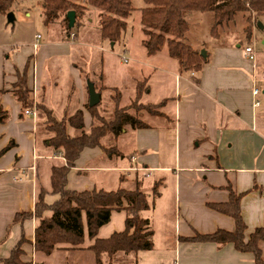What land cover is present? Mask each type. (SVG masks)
I'll use <instances>...</instances> for the list:
<instances>
[{"label":"crops","instance_id":"1","mask_svg":"<svg viewBox=\"0 0 264 264\" xmlns=\"http://www.w3.org/2000/svg\"><path fill=\"white\" fill-rule=\"evenodd\" d=\"M40 19L48 30V39L37 34L32 46L23 42L7 44L0 39V104L8 113L6 122L0 123V260L10 257L24 235L28 243L23 246L25 255L22 259L33 264L38 253L32 242L40 220L11 224L17 213L35 210L39 186L50 189L51 168L63 158L44 145L45 139L39 140L38 116H23L14 95L17 73L30 62L28 85L33 91L35 106L42 103L56 112L62 105V114L68 107L71 111L81 109L86 129L90 128L92 119L85 108L89 93L83 74L95 81L93 84L101 101L102 93H105L101 87L117 88L106 85L102 72L99 76L92 75L73 60L76 55L87 56L75 48L79 44V34L75 39L69 37L60 21L46 26L42 11ZM208 21L209 30L198 40L197 48L193 46L199 53L205 50L202 71L182 72L176 61V65L171 63L173 59L167 48L168 59L158 63L144 61L146 74L132 71L134 94L137 80L147 78L149 91L142 100L154 95V102L144 104H161V116H141L148 128L132 129L125 124L117 138L105 140L106 144L116 146L119 156L107 155L100 147L85 149L69 172L67 189L133 190L140 181L147 191L145 181L153 179L154 185L147 191L152 197L154 187L158 191L159 185H169L175 194L176 205L170 228L164 235L167 248L172 250L160 256L163 264H254L253 254L239 252L232 244L220 247L183 240L196 233L206 235L219 229L235 230V221L231 217L207 207V203L227 202L226 188L229 186L239 194L246 193L241 202L247 225L246 237L264 227V88L260 82L258 53L251 40L243 46L238 36L232 37L231 27L221 28V33L213 35V15ZM259 21L253 25V35ZM51 30L58 35L49 36ZM37 36L40 37L37 39ZM247 47L253 48L254 60L246 55ZM98 49L103 50V47ZM162 52L148 56L145 49L144 54L157 60ZM59 56L72 58L73 62L61 65L54 60ZM61 80L70 86V90L59 97L57 89ZM255 89L261 92L255 95ZM59 98L60 103L57 102ZM125 157L129 158L128 164L123 160ZM58 199L59 196L48 195L46 202L51 205ZM126 206L124 201L123 207ZM51 215L47 212L45 217ZM125 226L126 212L114 211L97 238L108 239L115 232L124 231ZM93 244L94 240H90L86 232L84 250H67V246H61L51 255L91 253L87 248ZM144 252L148 251L138 255Z\"/></svg>","mask_w":264,"mask_h":264},{"label":"trees","instance_id":"2","mask_svg":"<svg viewBox=\"0 0 264 264\" xmlns=\"http://www.w3.org/2000/svg\"><path fill=\"white\" fill-rule=\"evenodd\" d=\"M146 7L142 9L141 24L144 34L142 45L148 56H154L166 47L169 57L176 61L182 72L199 73L205 64V59L199 51L186 42L190 31L187 15L190 13H211L214 24L211 29L217 35L219 28L236 23L242 19L245 25L246 39L252 38L253 25L264 16V0H144ZM16 0H0V17L7 16L13 9ZM43 23L50 26L60 21L64 33L71 38L73 29L69 28L67 13H76L75 27H82L83 18L87 11L96 9L99 12L100 34L103 40L116 44L120 41L123 32L127 29V19L133 12L131 0H43ZM77 34V33H76ZM74 36V37H73ZM30 62L22 72L17 73L18 82L14 95L21 105L23 116L26 110L35 106L33 91L28 85ZM85 82H91L90 76L83 74ZM106 88V87H105ZM115 92L112 98L114 107L109 119L102 115L100 103L95 107L85 108L91 115V125L86 129L83 111H71L66 108L61 118L55 111L45 104L36 105L39 119V132L50 136L44 140V145L53 153L61 154L63 161L54 164L51 168V187L46 189L39 186L36 196L35 210L31 213H17L11 226L23 224L26 220H40L35 229L32 242L35 252L50 256L61 246L67 250H84L86 232L94 244L87 248L93 253L95 264H113L118 254H138L154 248L153 235L149 219L142 216L152 206L151 195L138 181L133 190L126 188L117 191H72L67 189L68 175L75 167L77 160L85 149L102 148L107 155L119 156L116 146L106 144L108 138H117L125 124L132 129H146L148 125L140 118V112L146 111L151 116H161L155 111L154 105L142 104L141 100L149 91L148 79H139L136 82V115L129 113V107H121L122 93L118 88L107 89ZM86 91L88 85L86 84ZM138 103V104H137ZM8 113L3 111L0 104V123L6 122ZM44 124V125H43ZM44 126V127H43ZM69 128L77 135H70ZM229 200L223 203H207V207L218 213L227 215L235 221V230L219 229L212 234L196 233L191 238H184L186 242L213 243L218 246L232 244L242 253L254 255V264H264V227L257 228L246 237L247 225L243 219L241 202L246 193H237L229 186L226 188ZM157 187H154L156 196ZM48 195L59 196L53 204L46 202ZM124 201L127 203L123 207ZM126 212V226L122 232H115L108 239L97 238L99 230L108 224L114 211ZM51 212V217L45 214ZM28 240L22 239L13 248L8 259L0 260L3 264H33L24 262L23 246Z\"/></svg>","mask_w":264,"mask_h":264},{"label":"rangeland","instance_id":"3","mask_svg":"<svg viewBox=\"0 0 264 264\" xmlns=\"http://www.w3.org/2000/svg\"><path fill=\"white\" fill-rule=\"evenodd\" d=\"M42 2L43 0H16L11 11L15 17V21L13 23H9L8 15L2 16L0 18V39L7 44L9 43L13 45L19 42L31 45L35 42L34 37L37 34L48 39V30L44 27L40 19ZM131 3L134 10L131 16L127 19V29L125 32H123L120 41L117 42L115 46H111V42L103 40L101 37V25L98 17L100 11L96 9H93L92 12L87 11L82 20L83 27L80 26L73 29V33L75 35L79 34V44L76 45V50H78L79 53L85 52L87 56L82 57L81 54L76 55L75 58L73 57V60L81 68L91 72L92 75L95 74L99 76L102 72L106 77V85L108 87L114 86L122 91L123 99L121 100L120 106L129 107L127 108L128 111L136 115L137 112L134 108L137 105L133 104V106L130 107L131 104L134 103L136 96L132 89V79L135 77L133 76L134 74H130H132V71L137 70L140 74H146L147 68L146 65H144V61H147V63L150 61H156V63H158L161 59H168L169 57L166 47L164 48L162 54L158 56L159 58H156L157 60H154V58L151 60L144 54L145 49L142 45L144 34L141 24V13L142 9L146 7V4L144 0H131ZM27 13H30V16H27ZM212 15L213 14L211 13L198 12L187 15V19L190 23V31L186 39L188 44L197 48L198 40L201 39L203 35H205V32L207 33V30H209L207 29L209 27L208 18L212 17ZM259 20L260 21L258 23H261L262 27L264 28V16L260 17ZM224 27H231L232 31L230 34L232 37L238 36L239 42L243 46L247 45L248 40L246 39V33L244 30L245 25L242 19L238 20L236 23H231ZM224 27H222V29ZM262 27L257 25V27L254 29V35L252 32L251 44L258 53L257 64L259 68L260 82L264 88V29ZM220 29L221 28L218 29L217 33H221ZM57 33L58 32H52L51 30V32H49V36L50 34L53 36ZM101 46L103 47V50L98 49L99 47L101 48ZM124 52L126 57L129 59L128 63H125L121 60V56ZM54 60L57 63H61V65L64 63L68 64L69 62H73L72 58H66L64 56L56 57ZM102 60H104L103 64ZM171 63L174 64L175 61L172 60ZM90 80L95 83V81L92 79ZM154 81L155 80L152 81V86ZM69 90L70 86L61 80L57 89L59 97L62 94L66 95ZM100 90L105 92L102 93L100 109L102 115L106 119H109L111 115L110 113L114 107V102L113 99L111 100V97H115V92H106L107 89L105 87H101ZM144 99L141 101L142 104L154 102L155 97L153 95L151 97H145ZM60 101L61 100L59 98L57 102L60 103ZM59 106L60 107L57 108L59 111H56L55 113L59 118H61L63 114L60 111L62 110L63 106ZM160 108H162L161 104L156 106L154 110L160 113ZM144 115L148 116L150 114H148L146 111L140 112V116ZM148 119L149 118H146L145 120L148 121ZM69 133L73 136L78 134L71 128H69ZM49 136L50 135L48 133L44 132L42 134L39 133L38 137L39 140H42V138L46 139ZM123 160L125 164H128V157H125ZM153 185V179H146L144 187L147 189V191H149V188H151ZM159 194L161 195L160 198L158 197ZM151 201L155 204L148 211L144 212V217L149 219L151 228L154 231H157L156 236L153 239L155 245L154 249L144 252L140 254V256L138 255L139 253L129 255L123 253L118 254L116 255V260H113V264H163L160 256L163 257L165 253L169 254V252L172 250L167 248L169 245L165 241L164 235L170 228L169 224L172 221V214L174 215L175 212V194L172 192V189L169 187V185H159L156 196L153 193ZM262 249L264 253V244H262ZM34 264H95V260L92 252H66L65 255L60 253L50 256L38 253L34 258Z\"/></svg>","mask_w":264,"mask_h":264},{"label":"water","instance_id":"4","mask_svg":"<svg viewBox=\"0 0 264 264\" xmlns=\"http://www.w3.org/2000/svg\"><path fill=\"white\" fill-rule=\"evenodd\" d=\"M67 18L69 20V28L73 29L76 23V13L74 11H69L67 13ZM15 21V17L13 13L8 14V22L13 23ZM258 26L262 27L261 23H258ZM200 55L205 58L206 53L205 50H202ZM88 91H89V107H95L100 103V94L96 92L95 85L91 82H88Z\"/></svg>","mask_w":264,"mask_h":264},{"label":"built area","instance_id":"5","mask_svg":"<svg viewBox=\"0 0 264 264\" xmlns=\"http://www.w3.org/2000/svg\"><path fill=\"white\" fill-rule=\"evenodd\" d=\"M40 36H37V39L39 38ZM245 53L246 55L251 59V60H254L255 59V54H254V50L252 47H247L245 49ZM121 60L125 63H128L129 59L126 57L125 55V52L123 53V55L121 56ZM261 92L260 89H255L254 93L255 95L256 94H259ZM256 105H259V103L257 102ZM25 115L26 116H34L36 117L37 116V110H36V106H34L33 109H30V110H26L25 111Z\"/></svg>","mask_w":264,"mask_h":264}]
</instances>
